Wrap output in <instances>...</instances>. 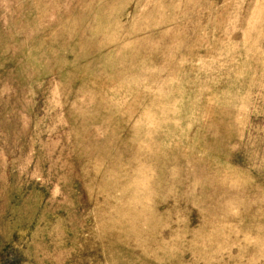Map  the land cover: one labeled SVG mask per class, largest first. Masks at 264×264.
I'll list each match as a JSON object with an SVG mask.
<instances>
[{
	"label": "rangeland",
	"instance_id": "374dc122",
	"mask_svg": "<svg viewBox=\"0 0 264 264\" xmlns=\"http://www.w3.org/2000/svg\"><path fill=\"white\" fill-rule=\"evenodd\" d=\"M0 264H264V0H0Z\"/></svg>",
	"mask_w": 264,
	"mask_h": 264
}]
</instances>
